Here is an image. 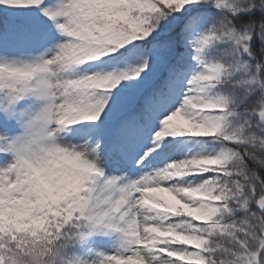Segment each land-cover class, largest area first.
<instances>
[{
  "label": "snow or ice",
  "instance_id": "obj_1",
  "mask_svg": "<svg viewBox=\"0 0 264 264\" xmlns=\"http://www.w3.org/2000/svg\"><path fill=\"white\" fill-rule=\"evenodd\" d=\"M0 264H264V0H0Z\"/></svg>",
  "mask_w": 264,
  "mask_h": 264
},
{
  "label": "trees",
  "instance_id": "obj_2",
  "mask_svg": "<svg viewBox=\"0 0 264 264\" xmlns=\"http://www.w3.org/2000/svg\"><path fill=\"white\" fill-rule=\"evenodd\" d=\"M177 123L180 124V126L187 127V125L184 124L182 120L177 121Z\"/></svg>",
  "mask_w": 264,
  "mask_h": 264
},
{
  "label": "rangeland",
  "instance_id": "obj_3",
  "mask_svg": "<svg viewBox=\"0 0 264 264\" xmlns=\"http://www.w3.org/2000/svg\"><path fill=\"white\" fill-rule=\"evenodd\" d=\"M115 239H116V238H115V237H113V240H114V241H115Z\"/></svg>",
  "mask_w": 264,
  "mask_h": 264
}]
</instances>
